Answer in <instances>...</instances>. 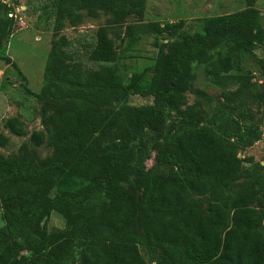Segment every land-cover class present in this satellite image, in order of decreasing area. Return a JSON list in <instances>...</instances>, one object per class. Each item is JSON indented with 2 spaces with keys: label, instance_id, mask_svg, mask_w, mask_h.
I'll return each mask as SVG.
<instances>
[{
  "label": "trees",
  "instance_id": "trees-1",
  "mask_svg": "<svg viewBox=\"0 0 264 264\" xmlns=\"http://www.w3.org/2000/svg\"><path fill=\"white\" fill-rule=\"evenodd\" d=\"M145 2L56 0L54 29L60 31L65 20L79 26L84 16L104 12L113 25L136 17L132 37L159 33V25L141 24ZM256 2L245 0L244 9L204 20L200 32L161 44L154 74L142 88L118 81L117 52L106 28L98 30L86 62L69 63L74 57L65 37L52 42L37 95L45 131L32 133L30 147H21L23 161L0 154V264H264V168L247 167L238 157L261 137L253 115L246 121L237 105L235 116L204 121L186 108L179 111L181 126L168 115L187 104L185 93L199 66L224 88L237 79V58L258 48L264 73ZM0 12L1 52L16 23L5 7ZM216 44L229 49L210 54ZM254 83L247 74L240 85ZM134 94L152 104L130 105ZM4 126L16 136L26 134L17 118ZM8 142L0 133V148ZM44 144L53 155L42 164L32 156ZM148 145L156 152L154 173L144 167ZM133 177L142 190L137 198L121 187ZM72 180L79 185L71 190L66 187ZM53 213L65 221L63 230L49 231Z\"/></svg>",
  "mask_w": 264,
  "mask_h": 264
},
{
  "label": "rangeland",
  "instance_id": "rangeland-1",
  "mask_svg": "<svg viewBox=\"0 0 264 264\" xmlns=\"http://www.w3.org/2000/svg\"><path fill=\"white\" fill-rule=\"evenodd\" d=\"M19 4L26 7L21 23L15 24L10 35L4 38V46L0 52V133L9 138L8 144L0 148V154L22 160L25 153L21 147H30L31 134L45 131L41 124L42 101L37 97L45 82V65L51 53L52 42L61 36L69 42L67 50L74 59L69 62H86L87 54L95 46L97 32L106 28L108 37L113 40L117 60L115 62L116 77L120 83L137 84L146 87L154 74V64L161 44L171 42L180 36L200 32L203 21L211 18L227 16L246 7L245 0H146L145 16L141 24L159 25L161 32L152 29L149 34L130 35V27L138 24L136 17H129L120 25L111 24L112 16L100 12L97 18L84 16L79 26H71L64 21V27L56 32L54 29L56 0H19ZM255 8L260 12L259 28L264 29V0H257ZM3 12H0V18ZM256 28L248 33L253 35ZM229 49L223 44H216L209 53L224 54ZM261 50L253 48L252 52L242 53L237 58L239 70L233 74L236 80L231 81L224 88L216 86L203 73L202 67L196 70V79L190 84L187 92V104L179 110L169 111L170 122L179 124V111L194 108L204 121L213 116H235L233 107H238V113L245 116L253 115V123L261 131V137L253 144L242 148L238 157L247 167L260 166L264 168V73L259 65L258 56ZM199 61L203 57H198ZM99 67L98 64L94 68ZM247 74L251 75L254 87H242L240 83ZM241 78V79H240ZM252 82V81H251ZM263 84V85H257ZM227 94H233L234 101L226 100ZM130 105L149 107L151 98H144L138 94L130 97ZM10 118H17L24 123L26 134L22 137L11 134L5 128V122ZM169 124V123H168ZM151 136L150 132L146 133ZM146 139V138H145ZM33 159L40 163L49 161L53 149L47 145L35 147ZM144 167L150 173L158 170L156 152L148 145V156L144 160ZM78 180H72L66 188L78 187ZM122 190L132 193L135 198L141 196L142 190L133 178L123 184ZM197 198V197H194ZM0 207V227L4 222ZM264 224V222H263ZM50 232L61 231L65 221L57 214H52L47 222ZM141 254L146 257L145 249L140 246ZM27 254L22 251L20 255ZM79 257L77 256V259Z\"/></svg>",
  "mask_w": 264,
  "mask_h": 264
},
{
  "label": "built area",
  "instance_id": "built-area-1",
  "mask_svg": "<svg viewBox=\"0 0 264 264\" xmlns=\"http://www.w3.org/2000/svg\"><path fill=\"white\" fill-rule=\"evenodd\" d=\"M19 0H0V6L7 9V17L15 21L16 24L21 23L24 19L21 14H25L26 7L18 3ZM264 54V46L262 50Z\"/></svg>",
  "mask_w": 264,
  "mask_h": 264
}]
</instances>
